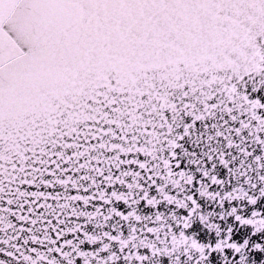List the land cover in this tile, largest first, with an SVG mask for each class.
Masks as SVG:
<instances>
[{
  "label": "snow or ice",
  "instance_id": "obj_1",
  "mask_svg": "<svg viewBox=\"0 0 264 264\" xmlns=\"http://www.w3.org/2000/svg\"><path fill=\"white\" fill-rule=\"evenodd\" d=\"M0 264H264V0H0Z\"/></svg>",
  "mask_w": 264,
  "mask_h": 264
}]
</instances>
